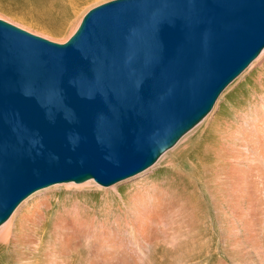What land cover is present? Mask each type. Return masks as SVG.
I'll return each instance as SVG.
<instances>
[{"label":"water","instance_id":"obj_1","mask_svg":"<svg viewBox=\"0 0 264 264\" xmlns=\"http://www.w3.org/2000/svg\"><path fill=\"white\" fill-rule=\"evenodd\" d=\"M264 51V0H112L64 44L0 20V225L33 193L151 167Z\"/></svg>","mask_w":264,"mask_h":264},{"label":"bare ground","instance_id":"obj_2","mask_svg":"<svg viewBox=\"0 0 264 264\" xmlns=\"http://www.w3.org/2000/svg\"><path fill=\"white\" fill-rule=\"evenodd\" d=\"M83 1L17 0L22 8L29 9L30 17H24L33 25L55 30L54 25L64 22ZM0 9L7 10L8 5L1 3ZM262 55L264 51L240 75ZM213 109L214 106L151 167L120 181H132L125 190L117 186H109L110 190H93L97 182L91 179L84 184H54L33 193L0 225V264H71L74 255L83 248L87 251L83 264H151V257L160 258L168 253L174 264H264V110L258 108L253 112L256 124L250 142L253 156L246 166L248 171L244 172L243 168L244 174L240 173L242 171L235 173L239 181L250 178L247 182L251 188L250 213H237L235 210L217 213L214 238L205 234L204 228V232H200L201 227L194 216L189 223L182 218L180 204L174 198L175 185H160L155 179L145 176L168 153L183 149L188 135L207 120ZM64 184L70 185L65 186L63 199L40 197L43 194L40 191ZM195 188L200 194L199 186ZM238 197H232L234 202ZM178 200L181 202L182 198ZM98 214L102 215L101 219Z\"/></svg>","mask_w":264,"mask_h":264},{"label":"rangeland","instance_id":"obj_3","mask_svg":"<svg viewBox=\"0 0 264 264\" xmlns=\"http://www.w3.org/2000/svg\"><path fill=\"white\" fill-rule=\"evenodd\" d=\"M110 1L112 0H84L73 14H69V17L64 22H58V24L54 25V28H56L55 30L53 28L33 25L31 20H27L24 17H30L28 14L29 9L22 8L17 0H0V6L1 3L8 5L7 10L0 9V20L51 42L64 44L74 35L83 17L91 9ZM261 88L264 89V55L223 91L217 99L214 109L207 120L188 135L186 143L182 145L184 148L181 146L183 149L175 151V153L171 151L166 155L165 159H162L158 165L156 164L145 174L146 178L155 179L160 185H162V183L172 186L175 185L176 192L174 198L180 204L179 213H182V218L189 223L191 216H194L195 219H197V224L201 227L200 232H204L205 229V234H209L213 236V238L216 236L217 213H230V211L234 210L237 213H250V205L252 204V202H250L251 188L249 185L250 183L247 184L250 178L245 180L246 182L244 180L239 181L236 179L235 173H239L238 171H242L240 172L242 174L247 172L248 167L246 166H249L252 160L251 157L253 155L250 144L252 143L253 130L256 124L254 113L258 108L264 110V90ZM208 148L211 152H209ZM200 152L203 155H201ZM231 153L233 154L231 155ZM206 154L208 155L206 156ZM211 156L216 157V159ZM233 161L236 162L234 163ZM229 164H231L232 167ZM202 165L204 166V170L202 169ZM217 167L220 170H218ZM233 169L236 170L233 171ZM208 172L210 173L207 174ZM215 178H218V180ZM131 182L132 181L125 180L124 182H119L110 187L117 186V188L125 190L127 185ZM67 185L70 184L53 186L46 190H42L40 192L41 194L43 192V194L40 197L57 196L63 199V193ZM75 185L78 186V184ZM96 185L92 187L93 190H110V187H103L97 183ZM194 185L195 187L199 186L201 189L200 194L196 193L195 187L194 190H192ZM235 185H238V190L235 188ZM247 185H249V187ZM95 186L100 189H96ZM236 190L237 192H235ZM179 196L182 198L181 202L178 200L181 199ZM234 196L239 198L235 202L232 198ZM54 212L55 210L53 213ZM98 218L101 219L102 215L98 214ZM86 252L85 248H83L79 254L74 255L71 264H83L87 254ZM169 254L170 253H168V255H162V257H160L161 260L157 258V256L151 257V264H174L173 259L168 257Z\"/></svg>","mask_w":264,"mask_h":264}]
</instances>
